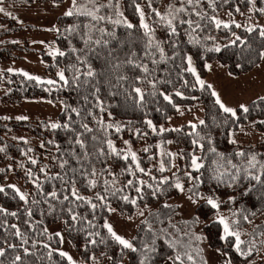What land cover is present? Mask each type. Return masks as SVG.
<instances>
[{
    "label": "trees",
    "instance_id": "1",
    "mask_svg": "<svg viewBox=\"0 0 264 264\" xmlns=\"http://www.w3.org/2000/svg\"><path fill=\"white\" fill-rule=\"evenodd\" d=\"M63 1L3 3L59 5ZM77 3L94 12L99 8L96 15L106 19L97 23L74 8L72 16L56 19L58 54L48 71L61 68L65 80L44 84L18 73H0V85L7 89L0 104L40 99L63 107L56 123L59 127L0 118V251L4 252L0 264H69L59 255L57 235L47 232L57 223H62L68 240L88 264H98L104 257L118 264L124 255L128 264H163L169 258L174 264H203L198 245L189 237L195 227L201 228L209 248L225 253L232 263L254 262L264 250V143L241 144L231 136L243 127L264 134V97L251 101L248 112L238 108L233 116L221 109L210 87L202 86L198 78H205L207 65L216 62L232 76L259 66L264 56V26L225 27L216 20L226 14L261 18L264 0ZM141 13L148 30L141 26ZM117 19L120 23H113ZM125 21L133 27L128 28ZM0 26V61L20 58L17 54L28 51L27 46L4 39L21 27L6 18H0ZM42 57L50 62L48 56ZM188 57L195 74L188 68ZM89 70L94 73L91 77ZM199 106L203 124L162 128ZM19 132L31 134L40 144L15 141ZM123 141L132 146L145 144L147 150L135 162L122 149ZM168 146L175 162L165 155L161 171L158 149ZM193 157L201 165L198 169L192 165ZM8 174L22 181L26 201L4 186ZM177 184L185 192L192 191L196 200L210 193L219 201L218 207L202 201L188 220H179V207L169 203L179 195ZM138 210L147 213L135 231L132 245L136 251H132L121 247L105 222L113 211L132 217ZM218 210L231 211L235 218L231 230L250 227L241 251L236 250L235 235L223 236L222 225L212 220Z\"/></svg>",
    "mask_w": 264,
    "mask_h": 264
},
{
    "label": "rangeland",
    "instance_id": "2",
    "mask_svg": "<svg viewBox=\"0 0 264 264\" xmlns=\"http://www.w3.org/2000/svg\"><path fill=\"white\" fill-rule=\"evenodd\" d=\"M0 8L5 10L4 12H0V18L10 19L21 27L17 33L6 36L4 42L26 45L28 48V51H22L17 54L20 58L7 62L0 61V73L8 71L21 74L25 78L36 77L37 79L32 80L37 83L49 84L47 81L51 80L54 82L52 84H55L57 80H60L59 73L62 72V69L56 67L50 72L48 71V67L53 63L54 57L58 54V49L55 44L56 19L58 17L67 16L65 13L73 10L72 0H64L63 3L59 5H13L1 3ZM5 13L8 14L6 15ZM216 21H220L219 25L234 24L240 25L239 28L247 29L264 26V16L261 18H255L253 15L251 16L248 14L242 16L221 15L218 16ZM145 22L148 23L146 20ZM1 27L2 26H0V29ZM42 55L48 56L50 62L45 61ZM189 58L190 57L187 59L188 68L190 71L191 69L195 70L194 62L190 58L191 62L189 63ZM206 70L207 76L203 79L199 78V81H203V83L210 86L212 93H216V96L213 95L216 100L218 97L224 106L231 108L234 111L238 108H242L241 106L246 107L251 101L257 98L264 97V56L258 67L250 73L240 76L229 75L226 72L225 66L217 62L207 65ZM25 73L27 75H24ZM6 92L7 89L1 84L0 97ZM62 108V105L58 102L54 103L40 99L22 101L18 104H0V118L25 122L43 121L56 125ZM179 118L170 120L167 124L163 125L162 128L173 129L179 128L182 125H196L203 119V109L201 106L191 108L189 109L188 114L179 115ZM17 138L32 145L40 144V141L29 133L19 132L13 139L16 141ZM231 139L234 142L241 144L264 143V134L253 130L251 127H243L237 134H233ZM122 149L125 154L130 157L131 153H135L137 157L139 153L147 150L145 144L132 146L125 141H123ZM167 154L170 155L173 163L175 162V155L172 147H161L158 149L157 160L159 165L157 166L164 167L162 160ZM135 162H137V159ZM173 167L175 170L176 166L174 165ZM4 186L11 187L19 197L20 195H24L27 199V193L23 187L22 181L14 177L13 174H8L5 178ZM178 191V197L170 200L169 203L176 204L179 207V220L182 221L188 220L192 216L195 207L200 202H208L209 199L213 200L216 204L219 202L217 199H214L210 193H206L200 198V200H196L193 195L191 196L190 194L192 191L189 192L187 190V192H185L184 189H182V186L181 188H178ZM26 199L23 201H26ZM146 213V210H138L132 217H125L119 215L116 211H113L111 216L106 220L105 227L106 225L111 226L117 235L132 244L135 231L140 222L144 220ZM212 220L218 221L222 225V235L226 236L224 231L225 225L220 222L223 220L228 225V229L233 235H235V233L239 234L240 241L244 240L250 231V227L240 231L231 230V225L235 218L234 216L232 217L231 211L228 210H218ZM200 229V227H195L189 237L198 245L203 264H235L228 259L225 253L209 248L203 241ZM47 232L54 235L59 234L57 235L60 240L59 253L63 252L66 254L64 257L69 264H88L78 255L75 248L68 240L62 223L51 225L47 228ZM121 247H123V245H121ZM187 255L188 260L192 261L193 256L189 254ZM189 256L191 259H189ZM68 257H71V261H69ZM261 263H264V250L259 252L257 259L251 264ZM98 264H111V260L108 257H104L98 262ZM118 264H128L127 255H124ZM163 264H174V262L169 258Z\"/></svg>",
    "mask_w": 264,
    "mask_h": 264
},
{
    "label": "snow or ice",
    "instance_id": "3",
    "mask_svg": "<svg viewBox=\"0 0 264 264\" xmlns=\"http://www.w3.org/2000/svg\"><path fill=\"white\" fill-rule=\"evenodd\" d=\"M251 2H254V0H251ZM0 3H3V0H0ZM188 3L191 4V3H192V0H188ZM72 4H73V8L76 10V13H77V14H79V15H83V16H85V17H90L93 21H96L97 23L100 22V21H102V20H105V19H106V17H104V16H97V15H96V12L99 11V8H97L96 11L94 12V11L88 10V9H86V8H80L79 5H78V3H77V0H72ZM4 11H5V10H4L3 8H0V12H4ZM138 11H139V9H138ZM180 11H183V9H180ZM260 11L264 12V9H260ZM5 14L7 15L8 13H5ZM73 14H74L73 11H68V12L65 13V15H67V16H72ZM157 15H160V14L157 13ZM161 19H164V17H161ZM113 23H115V24H119V23H120V20L117 19V20L113 21ZM124 23L126 24V26H127L128 28H132V27H133V25L127 23L126 21H125ZM188 23L191 24V21H188ZM216 23H217V25H219V24H220V21H217ZM141 26H142L143 28H145L146 30H148V25L143 23V13H141ZM168 26H169V27H172V22H171V20L168 21ZM224 26H225V27H228V25H224ZM236 27H240V25H236ZM99 31L103 32L104 30H103V29H99ZM172 31L175 32V28H172ZM261 35L264 36V31H261ZM237 39H239V37H237ZM86 43H87V41H86ZM95 43L99 44L100 41H95ZM218 50H219V49H217V51H218ZM60 55H63V53H60ZM190 62H191V61H190V58H189V63H190ZM145 71H147L146 68H145ZM191 71L193 72V74H195V70H194V69H191ZM24 75H27V74L25 73ZM87 75H88L89 77H91V76L94 75V73H93L91 70H89L88 73H87ZM59 77H60V80H62V81L65 80V77H64L63 72L59 73ZM28 78H29V79H37L36 77H28ZM65 82H66V81H65ZM198 82L203 86V81H199V78H198ZM47 83L52 84V83H54V82L51 81V80H49V81H47ZM209 87H210V86H209ZM136 91H137V93L140 92V90H139L138 88L136 89ZM212 94H213L214 96H216V93H215V92H213ZM165 99H169V98H168L167 96H165ZM262 99H264V98H262ZM216 103H217V104H220V107L223 109V111H224L225 113H231L233 116L236 115L235 111H234L233 109H231V108H228V107L224 106V105L220 102V100H219L218 97H217ZM241 107H242V110H243L244 112H248V111H249V109H248L247 107H244V106H241ZM73 111H76V110L73 109ZM203 123H204V122L201 121V124H203ZM149 124H151L150 121H149ZM53 127H59V125H53ZM85 127H87V125H85ZM192 127L195 128V125H193ZM77 142L79 143V141H77ZM113 150H114V149H113ZM240 155L243 156V155H245V154H244V153H240ZM131 158H132L133 161H136V159H137L136 154H135V153H131ZM125 159H127V157H125ZM252 159H253V161H255V157H254V156L252 157ZM32 163L35 164L36 161L33 160ZM192 165H193L195 168H197V169H198L199 167H201V165H199V164L197 163V159H196L195 157H193V159H192ZM254 166H255V165L253 164V167H254ZM137 167H139V165H137ZM160 170H161V171H164L163 166H161V169H160ZM140 171H143V169H140ZM254 179L259 180V177H254ZM176 187H177V188H181V185H180V184H177ZM2 191H3V188H0V192H2ZM137 191H139V189H137ZM55 195H56V193H52V196H53V197H55ZM73 195H76V193L73 192ZM77 198H78V199H83V197H77ZM20 199H21V200H25L26 198H25L24 195H20ZM65 199H67V197H65ZM132 203L134 204L135 201L133 200ZM208 203L211 204L213 208H217V207H218V205H217L213 200H211V199L208 200ZM92 207L95 208L96 206H95V205H92ZM11 215L14 216V215H16V214H15V213H11ZM29 215H31V213H29ZM73 219H75V217H73ZM220 222L223 223V224L225 225L224 231H225L226 236H227V235H233V233H231V232L229 231V229H228V225H227L223 220H221ZM106 227H107V229H108V232L112 235V237H113L116 241L119 242V244L123 245L124 248L131 249L132 251H136V249L133 247V245H132L129 241H127V240L123 239L122 237H120L119 235H117V234L113 231V229H112L111 226L106 225ZM16 235H20L19 230H17ZM57 235H59V234H57ZM235 238H236V250H237V251H241L240 245H241L242 242L240 241V237H239V234H238V233H235ZM24 243H27V240H26V239L24 240ZM44 247H48V246H47V245H44ZM25 252H26V254H27V249H25ZM3 255H4V252H3V251H0V256H3ZM59 255H60V256H65L66 254L63 253V252H60ZM15 259H16L17 261H19V260H20V257L17 256ZM68 259H69V261H71V257H68ZM177 259H179V257H177ZM189 259H191L190 256H189ZM142 264H143V262H142Z\"/></svg>",
    "mask_w": 264,
    "mask_h": 264
}]
</instances>
